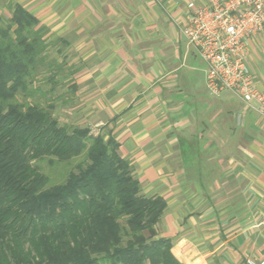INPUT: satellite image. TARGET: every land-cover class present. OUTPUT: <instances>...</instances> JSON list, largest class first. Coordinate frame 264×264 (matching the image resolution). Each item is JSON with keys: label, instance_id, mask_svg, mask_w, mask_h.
Instances as JSON below:
<instances>
[{"label": "crops", "instance_id": "crops-1", "mask_svg": "<svg viewBox=\"0 0 264 264\" xmlns=\"http://www.w3.org/2000/svg\"><path fill=\"white\" fill-rule=\"evenodd\" d=\"M213 0H7L73 67L74 120L111 133L142 193L165 200L157 238L180 264L264 262V116L211 96L181 28ZM8 9L7 6H4ZM9 10V9H8ZM264 91V32L248 42ZM93 131V132H94Z\"/></svg>", "mask_w": 264, "mask_h": 264}, {"label": "trees", "instance_id": "trees-1", "mask_svg": "<svg viewBox=\"0 0 264 264\" xmlns=\"http://www.w3.org/2000/svg\"><path fill=\"white\" fill-rule=\"evenodd\" d=\"M7 7L11 17H0V264H180L171 241L157 238L165 200L142 193L111 133L61 125L53 106L30 102L40 68L52 67V35L23 7ZM45 160L51 169L67 163L66 180L53 185L36 165Z\"/></svg>", "mask_w": 264, "mask_h": 264}, {"label": "built area", "instance_id": "built-area-1", "mask_svg": "<svg viewBox=\"0 0 264 264\" xmlns=\"http://www.w3.org/2000/svg\"><path fill=\"white\" fill-rule=\"evenodd\" d=\"M190 8L182 33L206 65L209 94L231 93L247 106L256 104L264 116V91L248 62L249 40L264 31V0H213Z\"/></svg>", "mask_w": 264, "mask_h": 264}, {"label": "rangeland", "instance_id": "rangeland-1", "mask_svg": "<svg viewBox=\"0 0 264 264\" xmlns=\"http://www.w3.org/2000/svg\"><path fill=\"white\" fill-rule=\"evenodd\" d=\"M4 6H8L7 0H0V17L9 19L11 17L10 10L6 9ZM180 31L182 33V28ZM263 32L256 37H260ZM50 45L51 46L49 47L47 54L49 57L48 61L52 64V67L50 69V67H47L46 65V67L40 68L35 80L33 81V89L40 90L35 94V96L31 97L30 102L38 103L44 108L53 106V115L59 120L61 125H68L72 127L76 126L81 128V125L76 123L74 120V111L72 107L75 101V91L73 89L74 78L72 75L73 67L70 66V63H65V65H63L64 63L62 64L59 59V51H64V48L57 40L51 41ZM58 64H62L63 67L59 69ZM54 74H56V77L54 78L57 82L56 84L48 81V79L54 76ZM228 94L232 95L233 98L237 100L233 94ZM20 100L24 102V99L20 98ZM97 133L98 132L94 131V134ZM36 165L49 173L48 176L50 177L53 185L60 184L66 180V178L63 180L66 176V173L63 170L64 167L68 166L67 163H61L58 167L53 169H51L48 160L38 162ZM54 174L55 176L53 177Z\"/></svg>", "mask_w": 264, "mask_h": 264}]
</instances>
